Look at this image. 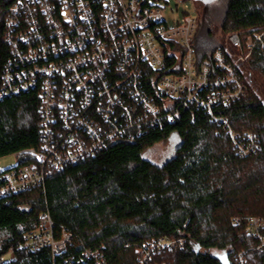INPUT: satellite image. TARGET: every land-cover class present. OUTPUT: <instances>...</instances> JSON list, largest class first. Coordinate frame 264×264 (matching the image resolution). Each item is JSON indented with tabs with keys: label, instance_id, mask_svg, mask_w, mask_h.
Masks as SVG:
<instances>
[{
	"label": "trees",
	"instance_id": "1",
	"mask_svg": "<svg viewBox=\"0 0 264 264\" xmlns=\"http://www.w3.org/2000/svg\"><path fill=\"white\" fill-rule=\"evenodd\" d=\"M16 1L0 0V86L12 57L3 39L5 18ZM225 7L220 20L225 32L246 36L264 28V0H226ZM198 21L193 46L201 63L224 46L216 44L208 14L198 15ZM253 48L246 63L264 90V45ZM171 59L168 69L178 73ZM151 74L145 72L141 80L150 95ZM245 85L243 96L215 105L212 113L178 104L174 121L163 118L140 134L134 126L128 130L133 139L128 134L110 140L94 155L53 171L42 186L2 199L0 232L6 237L0 240V264H85L87 249L102 251L109 264H133L138 247L165 237H182L185 246L157 253V263L234 264L232 255L246 249L255 264H264V252L255 251L257 240L245 231L248 216L264 219V101L246 75ZM222 116L228 125L220 122ZM231 132L241 140L256 134L259 150L241 154ZM173 134L179 143L170 158L158 164L146 157ZM40 137L38 88L0 99V157L38 148ZM31 160L20 157L21 164ZM23 204L31 208L24 211ZM42 211L51 214L58 234L66 229L73 236L59 256L49 248L28 252L23 247L24 231Z\"/></svg>",
	"mask_w": 264,
	"mask_h": 264
},
{
	"label": "built area",
	"instance_id": "2",
	"mask_svg": "<svg viewBox=\"0 0 264 264\" xmlns=\"http://www.w3.org/2000/svg\"><path fill=\"white\" fill-rule=\"evenodd\" d=\"M161 9L148 0H17L9 8L3 39L12 57L2 72L0 99L38 88L41 137L38 148L13 153V167L0 168V201L42 186L53 171L94 155L134 126L140 134L163 118L174 121L178 104L212 113L246 93L243 65L255 44H264V31H232L231 49L219 48L199 63L193 46L198 16L169 23ZM170 57L178 73L168 69ZM145 72L152 73L154 94L142 90ZM219 120L229 124L224 116ZM231 133L241 154L259 150L256 134L241 140ZM21 156L32 160L21 164ZM245 231L257 240L255 251L264 252V219L248 216ZM72 239L66 229L58 234L51 214L42 211L22 241L28 252L49 248L56 257ZM184 246L182 237L153 239L136 249L133 264H165L154 260L157 253ZM248 252L233 254L234 264H255ZM83 256L85 264H109L102 251L87 249Z\"/></svg>",
	"mask_w": 264,
	"mask_h": 264
},
{
	"label": "rangeland",
	"instance_id": "3",
	"mask_svg": "<svg viewBox=\"0 0 264 264\" xmlns=\"http://www.w3.org/2000/svg\"><path fill=\"white\" fill-rule=\"evenodd\" d=\"M150 3L160 6L163 13L168 17L169 23H173V20H180L186 15H203L208 14V17L212 20V31L216 44H222L227 49H231L228 41V33L222 30L220 27V20L225 12L226 0H214L210 6L204 8V5L197 0H148ZM264 31V28L260 30ZM262 44V43H260ZM264 45V44H262ZM243 70L248 79L251 77V85L256 90L259 97L264 101V90H262L260 84L257 82L255 77L251 74L249 62L243 65ZM170 140L161 142L153 146L145 155L148 159L158 164L164 163L170 158L179 143V138L176 134L171 135ZM17 158L14 154H8L0 157V168L6 169L13 167L16 164ZM6 237V232H0V240ZM220 252V251H214Z\"/></svg>",
	"mask_w": 264,
	"mask_h": 264
},
{
	"label": "flooded vegetation",
	"instance_id": "4",
	"mask_svg": "<svg viewBox=\"0 0 264 264\" xmlns=\"http://www.w3.org/2000/svg\"><path fill=\"white\" fill-rule=\"evenodd\" d=\"M214 0H204V1H200L203 5L204 8H207L208 6H210V4L213 2Z\"/></svg>",
	"mask_w": 264,
	"mask_h": 264
},
{
	"label": "water",
	"instance_id": "5",
	"mask_svg": "<svg viewBox=\"0 0 264 264\" xmlns=\"http://www.w3.org/2000/svg\"><path fill=\"white\" fill-rule=\"evenodd\" d=\"M197 1H204V0H197ZM225 264H227V263H225Z\"/></svg>",
	"mask_w": 264,
	"mask_h": 264
}]
</instances>
